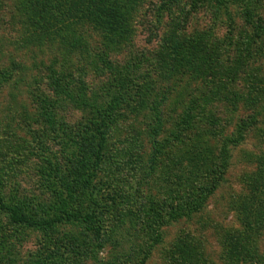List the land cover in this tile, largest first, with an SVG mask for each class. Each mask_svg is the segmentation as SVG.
Masks as SVG:
<instances>
[{"label": "rangeland", "instance_id": "obj_1", "mask_svg": "<svg viewBox=\"0 0 264 264\" xmlns=\"http://www.w3.org/2000/svg\"><path fill=\"white\" fill-rule=\"evenodd\" d=\"M17 6L0 0L1 196L42 221L69 189L79 211L96 213L99 234L80 223L21 229L0 212V264L264 261V85L248 81L264 77V0H145L117 48L90 25L76 46L23 37ZM244 39L257 54L230 74ZM184 44L209 52L212 65L188 67L175 50ZM122 75L131 87L112 96ZM108 105L100 148L94 111ZM243 123L242 140L229 144ZM202 143L209 170L196 177L187 162ZM223 145L228 163L212 185Z\"/></svg>", "mask_w": 264, "mask_h": 264}, {"label": "trees", "instance_id": "obj_2", "mask_svg": "<svg viewBox=\"0 0 264 264\" xmlns=\"http://www.w3.org/2000/svg\"><path fill=\"white\" fill-rule=\"evenodd\" d=\"M18 6L20 13L23 16V21L21 23V30L23 37H30L31 35L41 34L44 36H48L49 39L59 38V39H67L74 42L76 39H80L78 31L85 25H90L103 37L108 38L110 42L114 44V47L117 48L124 43V39L130 35V27L134 22V18L137 17L141 7L145 4V0H13ZM198 2H205V0H197ZM253 9L251 6L246 5L244 9V15L247 16V19L250 25L253 24ZM252 23V24H251ZM254 28L256 31H263V28L259 26V24L255 23ZM256 32L255 37H260V34ZM251 39L244 41L242 40L241 48L237 49V58L235 59L234 66L232 70L229 71L230 74L233 72L237 73L241 69L242 66L248 65L247 61L252 59L253 53L257 54V50H253ZM176 44V42H173ZM186 46V48L184 47ZM185 49V52H184ZM175 50L178 52V58L184 61L187 59V65L190 68H197L198 64L201 61V64L212 65L211 58H208L209 52H206L204 49H198V47L194 45H182L175 46ZM182 50V51H181ZM184 52L180 54V52ZM197 52L198 54L196 55ZM190 53L192 56L187 55ZM103 60V58H102ZM107 63V61H105ZM246 62V63H245ZM211 71L213 68H209ZM252 71V69H250ZM128 71V69H127ZM117 73L122 74L120 71H116ZM254 73L248 74V81L251 84H260L264 85V77H257L253 75ZM123 76V75H122ZM121 76V77H122ZM130 76V74L127 76ZM230 78V76H228ZM117 87L116 91H114L112 96H115L117 92H120L122 95L126 94L127 87H131V82L129 84L128 80H125V77L120 78L118 80L114 79L112 82ZM125 86V90H124ZM123 93H122V92ZM118 93V94H120ZM67 98L70 101H75L76 98L73 94L71 87H69L65 92ZM234 98H239V93H233ZM113 99H115L113 97ZM77 105L79 101L77 100ZM112 105L104 106L102 108H98L95 110L94 114L97 113V119L92 122L94 124L95 132L91 133V136L94 139L98 138V145L100 148L104 146V141H106L107 137V129L113 118V108ZM247 125L243 123L240 125L238 130V135H236L237 140L231 139L230 143L237 144L243 138L241 131L246 129ZM98 136V137H97ZM203 147L199 149L198 154L193 155L192 161H188L189 164H192L193 169L195 170L194 174L196 177L205 174L207 170H209L207 161H206V151L204 148V143H202ZM227 146V145H226ZM223 145L221 148L222 158L220 163L218 164V168L213 169L211 173H214L216 177L212 179L215 184L220 181L222 178V168H224L228 163V157H226V147ZM228 156V154H227ZM194 160V161H193ZM190 169V171L192 172ZM93 173L88 175L87 179H84L85 186L90 183L91 177H93ZM82 181V179L80 180ZM213 185V184H212ZM62 202L60 203L58 214L54 218H46L42 221L33 220L31 217L24 214L21 207L15 204H7L3 197L1 196V188H0V212L9 216V222L13 227H20L21 229L32 228L36 226H46L53 227L57 224L62 223H80V225H85L90 232L94 235L99 234L95 226L96 223V213L88 212L84 210L82 205L80 204V211L78 210V205L74 206L73 199L71 198V190L66 189L62 192ZM194 208V207H193ZM253 224L248 221L247 226L250 227V230H253ZM98 226V225H97ZM234 239H239L240 234H235L232 236ZM242 239L244 236L242 235ZM229 239V238H228ZM239 245V242L238 244ZM249 249V248H248ZM246 246L242 245L238 247L237 253L241 256H246L249 254L250 250H248ZM253 264H264V261H253Z\"/></svg>", "mask_w": 264, "mask_h": 264}]
</instances>
